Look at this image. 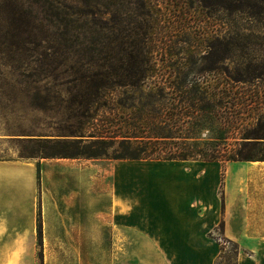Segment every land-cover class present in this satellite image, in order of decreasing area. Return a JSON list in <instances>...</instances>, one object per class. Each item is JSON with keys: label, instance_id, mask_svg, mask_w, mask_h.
<instances>
[{"label": "rangeland", "instance_id": "obj_1", "mask_svg": "<svg viewBox=\"0 0 264 264\" xmlns=\"http://www.w3.org/2000/svg\"><path fill=\"white\" fill-rule=\"evenodd\" d=\"M140 74L143 87L110 89L107 98L91 93L96 80ZM184 76L246 80L223 90L229 102L219 116L230 120L224 133L192 126L197 112L171 98L169 81ZM157 85L168 95L145 106ZM106 99L113 107L124 101L123 110L137 115L187 111L190 122L174 140H218L223 158L245 140L264 141V0H0V159H28L22 152L29 138H72L66 134ZM252 153L263 158L264 145ZM25 237L42 261L39 235ZM18 244L21 235H0V248ZM235 258L230 244L216 263Z\"/></svg>", "mask_w": 264, "mask_h": 264}, {"label": "crops", "instance_id": "obj_2", "mask_svg": "<svg viewBox=\"0 0 264 264\" xmlns=\"http://www.w3.org/2000/svg\"><path fill=\"white\" fill-rule=\"evenodd\" d=\"M0 235V264H217V236L264 264V160L0 159Z\"/></svg>", "mask_w": 264, "mask_h": 264}, {"label": "trees", "instance_id": "obj_3", "mask_svg": "<svg viewBox=\"0 0 264 264\" xmlns=\"http://www.w3.org/2000/svg\"><path fill=\"white\" fill-rule=\"evenodd\" d=\"M146 76L140 74L138 78L126 79L122 82L112 81L109 78H102L93 82L91 92L96 98L108 97L107 91L117 87L133 90L143 87L146 83ZM211 81L207 76H195L194 78L175 77L169 81L170 88L176 90L175 96L178 103L185 104L196 111L197 114L190 116L187 111L166 114L162 110L149 108L148 111L139 112L123 110L127 108L124 101L118 102V106H109L108 99L101 105L102 109L95 114H85L86 121L70 134L69 137L41 136L29 138V146L24 147L22 155L27 158H51V157H86V158H109V159H161V160H264L255 158L252 150L264 141L245 140L241 147L234 153H227L226 158L221 153L218 140L197 141L193 145L186 140H174L175 132L182 129L187 122L186 117L190 116L191 124L199 129L214 127L217 131L224 133V126L230 122L228 117L219 116V109L229 102L226 96L229 94L224 89L237 86L246 80L242 76L231 79H216ZM157 84V83H156ZM156 94H148L150 100L145 106L157 103L156 96L166 98L169 92H165L166 85H157ZM241 88V87H240ZM102 92V93H101ZM177 97V98H176ZM94 102V100L89 99ZM92 102H90L92 104ZM133 106V103L131 104ZM186 106V107H187ZM90 110V107H86ZM176 106L170 109L175 110ZM87 110V111H88ZM116 111L118 118H112V112ZM101 112V113H100ZM189 112V111H188ZM100 119V123H95ZM188 122H190L188 120ZM38 231L41 234V222L38 223ZM42 235H39V242L42 244Z\"/></svg>", "mask_w": 264, "mask_h": 264}, {"label": "built area", "instance_id": "obj_4", "mask_svg": "<svg viewBox=\"0 0 264 264\" xmlns=\"http://www.w3.org/2000/svg\"><path fill=\"white\" fill-rule=\"evenodd\" d=\"M217 240L219 243H221V245L223 247H228L231 244V242L229 240H226V239L222 238L221 236H218Z\"/></svg>", "mask_w": 264, "mask_h": 264}]
</instances>
